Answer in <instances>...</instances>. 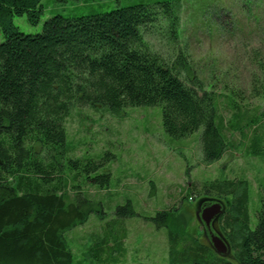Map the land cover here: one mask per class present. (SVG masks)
I'll use <instances>...</instances> for the list:
<instances>
[{
  "label": "trees",
  "instance_id": "1",
  "mask_svg": "<svg viewBox=\"0 0 264 264\" xmlns=\"http://www.w3.org/2000/svg\"><path fill=\"white\" fill-rule=\"evenodd\" d=\"M42 13L41 0H0V264H120L126 256L124 219L133 215L129 202L88 234L79 259L69 245L67 234L91 215L104 220V202L83 188L88 182L105 189L110 175L99 173V155L71 156L66 119L81 108L117 115L159 107L169 137L183 139L202 129L200 161L211 165L231 146L225 131L238 130L239 118L235 113L225 123L218 95L192 75L184 52L164 59L147 43L146 34L171 46L178 42L179 9L171 3L57 14L37 34L13 25L14 17L26 16L36 26ZM260 117L246 125L257 126ZM259 141L251 139L250 155H260ZM200 188L224 206L217 225L234 262L264 264V195L253 224L246 179H216ZM171 217L160 212L151 220L164 225ZM166 238L168 264H228L183 230L168 227Z\"/></svg>",
  "mask_w": 264,
  "mask_h": 264
},
{
  "label": "rangeland",
  "instance_id": "2",
  "mask_svg": "<svg viewBox=\"0 0 264 264\" xmlns=\"http://www.w3.org/2000/svg\"><path fill=\"white\" fill-rule=\"evenodd\" d=\"M168 2L179 9L178 42L171 46L158 35L146 34L147 43L164 59L184 52L192 75L204 84L205 91L218 95L225 123L237 113L239 129L225 131L231 146L220 160L204 165L200 161L202 129L183 139L169 137L162 128L159 107L125 109L117 115L99 108L73 112L65 121L71 156L99 155L103 158L99 173L110 175L105 189L90 187L88 182L83 188L90 197L102 200L107 211L104 220L91 215L67 234L75 259L88 244V234L112 221V210L128 202L133 215L124 219L126 256L120 264H168V227L209 245L198 210L204 203L220 201L202 196L199 190L202 183L216 179H246L249 215L255 224V212L264 195V0H41L38 25L28 24L26 16L14 17L13 25L22 33L37 34L57 14L78 17ZM3 41L0 30V43ZM260 114L257 126L246 125ZM253 136L260 139L259 156L247 151ZM160 212L172 213L164 225L151 220ZM212 229L221 237L217 220ZM224 259L236 264L230 252Z\"/></svg>",
  "mask_w": 264,
  "mask_h": 264
},
{
  "label": "water",
  "instance_id": "3",
  "mask_svg": "<svg viewBox=\"0 0 264 264\" xmlns=\"http://www.w3.org/2000/svg\"><path fill=\"white\" fill-rule=\"evenodd\" d=\"M223 212V207L220 202L204 203L199 206L198 217L199 221L204 228V233L209 241V245L212 247L214 252L224 258L230 250L225 240L218 236L212 229V223L217 220Z\"/></svg>",
  "mask_w": 264,
  "mask_h": 264
}]
</instances>
